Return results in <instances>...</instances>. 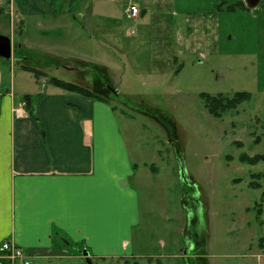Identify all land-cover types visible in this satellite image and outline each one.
I'll use <instances>...</instances> for the list:
<instances>
[{
    "label": "rangeland",
    "instance_id": "1",
    "mask_svg": "<svg viewBox=\"0 0 264 264\" xmlns=\"http://www.w3.org/2000/svg\"><path fill=\"white\" fill-rule=\"evenodd\" d=\"M156 1L56 0V18L26 16L24 33L17 22L11 28V12L10 20L1 12L0 34L11 39L14 55L39 74L2 58L0 67L6 81L38 93L51 86V77L87 89L84 71L73 74L62 68L66 62L106 66L93 68L88 78L109 74L119 91L111 104L129 151L138 162L156 167L149 178L143 173L133 178L140 205L134 249L151 256L94 258L93 264H264V177L256 180L258 188L249 185L254 174L264 173V160L249 164L239 159L264 154V0L232 11L226 5L237 0L222 6V0H173L166 8ZM132 2L144 10L136 23L125 16ZM87 12L91 22L85 23ZM187 15L203 23L204 58L175 54L168 73L151 75L150 31L160 30V23L178 47ZM23 42L28 49L18 48ZM241 91L249 93L248 99L217 117L201 97L229 100ZM164 123L173 131L165 132Z\"/></svg>",
    "mask_w": 264,
    "mask_h": 264
},
{
    "label": "crops",
    "instance_id": "2",
    "mask_svg": "<svg viewBox=\"0 0 264 264\" xmlns=\"http://www.w3.org/2000/svg\"><path fill=\"white\" fill-rule=\"evenodd\" d=\"M55 1L0 0V13L10 20L11 12V28L17 22L16 27L24 33L26 16L56 18ZM156 3L161 8L174 5L173 0ZM143 11L141 8L140 16ZM89 12L82 15L85 23L91 22ZM31 20L41 27L38 19ZM184 23L178 47L162 32L160 23L156 25L160 30L150 31L151 75L168 73L177 59L175 54L200 53L204 58L203 23L192 15H187ZM82 30L87 32L85 25ZM90 38L103 46L99 38ZM23 45L18 48H27ZM17 59L9 60L10 65L17 63L28 71L24 59ZM64 65L62 68L73 74L77 72L68 62ZM84 75L90 90L91 77ZM112 86L119 94L115 84ZM35 91L6 81L0 67V244L11 241L21 247L31 264H86L82 250L88 251L92 261L151 256L134 249L140 205L133 178L141 173L149 178L157 170L153 163L133 158L111 104L112 96L100 94L102 99H97L53 84ZM24 95H37L32 110L26 108Z\"/></svg>",
    "mask_w": 264,
    "mask_h": 264
},
{
    "label": "trees",
    "instance_id": "3",
    "mask_svg": "<svg viewBox=\"0 0 264 264\" xmlns=\"http://www.w3.org/2000/svg\"><path fill=\"white\" fill-rule=\"evenodd\" d=\"M224 2H225V0H222L219 5L222 6L224 4ZM237 7L246 8L243 0H237V2L235 4H232V5H226V10L232 11V10H235V8H237ZM71 66H73V68H75L77 71L78 70L84 71V73L87 76H89L91 74H92V76H94V74L92 73L93 68L104 69L106 67V66L104 67L103 65H98L96 63L90 64V62H83V61H79V62L77 61L76 63H73ZM23 67L26 68L28 71H31L35 77L38 76V74H39L38 70L31 68L28 65L27 66L25 65ZM102 74L109 76V74H106L105 72H103ZM95 77H99V76H95ZM49 82L51 84L57 86V87H60L64 90H67V91L86 93L89 95H93L98 99H102V96L100 94H95L91 90H89L88 88L87 89L83 88L79 85H76L75 83L67 82V81H64L60 78L51 77ZM36 96L37 95H35L33 97H31L30 95H24L23 96V99L25 100L24 102H25L26 108H28L29 110H32L34 108L33 102H34V99L36 98ZM201 97L203 100H205V101L207 100V102L205 103V106H206V109L208 110V112L211 115H214L217 117L220 115V113L223 109L227 110V109H229V107L238 106V104L241 102V100L248 99L249 93H247L245 91L236 92L235 95L233 96V98L229 99V100L225 99L221 95H220V97H211L206 93H202ZM165 126H166V124L164 123V127ZM165 128H166L167 133H170L171 131H173V129L171 130L168 127H165ZM239 159L243 162L252 164V163H255L259 160H264V154L256 155V156H252V157L240 155ZM260 176L264 177V173L257 174V175L254 174L252 177H255V180L251 181V183L249 185L253 188H258L259 185L256 182V180L259 179ZM262 197L264 198V192L262 193ZM257 214L258 215L260 214L259 210H258Z\"/></svg>",
    "mask_w": 264,
    "mask_h": 264
},
{
    "label": "built area",
    "instance_id": "4",
    "mask_svg": "<svg viewBox=\"0 0 264 264\" xmlns=\"http://www.w3.org/2000/svg\"><path fill=\"white\" fill-rule=\"evenodd\" d=\"M139 15L140 7L138 4L130 3L126 7V18L135 21ZM131 28L133 30V27ZM0 264H31V261L30 256L21 247L11 241H3L0 244Z\"/></svg>",
    "mask_w": 264,
    "mask_h": 264
},
{
    "label": "water",
    "instance_id": "5",
    "mask_svg": "<svg viewBox=\"0 0 264 264\" xmlns=\"http://www.w3.org/2000/svg\"><path fill=\"white\" fill-rule=\"evenodd\" d=\"M244 1H245V4L249 8H252V7H255L259 3L260 0H244ZM0 58L4 60L12 59V45H11L10 38H8L5 35H1V34H0ZM17 61H20V60L17 59ZM181 175H182V172H181ZM81 253L85 258L86 264H93L92 258L89 255L88 251L82 250Z\"/></svg>",
    "mask_w": 264,
    "mask_h": 264
},
{
    "label": "flooded vegetation",
    "instance_id": "6",
    "mask_svg": "<svg viewBox=\"0 0 264 264\" xmlns=\"http://www.w3.org/2000/svg\"><path fill=\"white\" fill-rule=\"evenodd\" d=\"M245 7L247 8L248 6L245 4ZM89 88L95 94H102V95H106V96L116 95L115 91H114V87L110 83L108 76L105 74H102L101 76L96 77V79L95 78L93 80L91 79ZM174 144H175V142L172 143V145H174ZM184 179L185 178H183V180Z\"/></svg>",
    "mask_w": 264,
    "mask_h": 264
},
{
    "label": "bare ground",
    "instance_id": "7",
    "mask_svg": "<svg viewBox=\"0 0 264 264\" xmlns=\"http://www.w3.org/2000/svg\"><path fill=\"white\" fill-rule=\"evenodd\" d=\"M98 99V98H97Z\"/></svg>",
    "mask_w": 264,
    "mask_h": 264
}]
</instances>
